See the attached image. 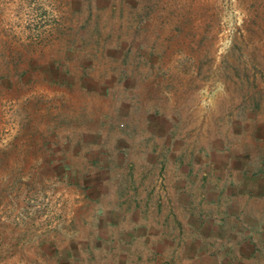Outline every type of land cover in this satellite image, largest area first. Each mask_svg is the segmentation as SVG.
I'll return each mask as SVG.
<instances>
[{"label":"crops","instance_id":"1","mask_svg":"<svg viewBox=\"0 0 264 264\" xmlns=\"http://www.w3.org/2000/svg\"><path fill=\"white\" fill-rule=\"evenodd\" d=\"M119 28L87 25L103 35L65 40L37 68L67 104L61 143L48 154L63 203L40 257L264 264V112L201 142L150 78L144 83L143 62L133 58L139 48L112 39Z\"/></svg>","mask_w":264,"mask_h":264},{"label":"rangeland","instance_id":"2","mask_svg":"<svg viewBox=\"0 0 264 264\" xmlns=\"http://www.w3.org/2000/svg\"><path fill=\"white\" fill-rule=\"evenodd\" d=\"M87 25L120 27L112 39L139 48L144 83L201 142L264 112V0H0V264H50L64 183L48 154L67 104L36 71L65 40L103 35Z\"/></svg>","mask_w":264,"mask_h":264}]
</instances>
